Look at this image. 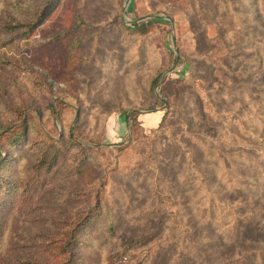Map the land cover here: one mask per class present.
I'll return each instance as SVG.
<instances>
[{"label": "trees", "instance_id": "16d2710c", "mask_svg": "<svg viewBox=\"0 0 264 264\" xmlns=\"http://www.w3.org/2000/svg\"><path fill=\"white\" fill-rule=\"evenodd\" d=\"M199 1L194 2L195 14L207 27L221 25L227 33L239 29L235 25L245 21H251L253 28L264 27V0ZM60 2L0 0V264H157L169 250L172 254L167 264H243L246 256H229L216 263L209 253L198 250L199 243L194 242L193 230L183 217L182 194L177 186L181 176L165 179L163 186L157 181L149 183L152 209L158 214V219L150 223L151 232L137 238L118 232L109 197L113 193L106 192L108 182L90 183L108 164L102 153L103 135L82 134L78 122L71 123L80 104L64 92L54 94L45 76L23 59L28 53L38 55L45 43L60 37L47 41L36 38ZM77 22L78 28L84 26L80 19ZM133 30L136 36L144 37L152 26ZM81 45L82 41L71 39L69 59L81 66L98 63L95 51L92 57H78ZM170 60L178 63L179 55L172 54ZM250 60L264 67V50L255 48ZM149 85L152 89L159 86V93L152 92L150 98L165 104V108L172 107L174 114H182L180 128H184L181 133L187 140L180 142L181 164L197 173L189 194L198 201L196 212L202 224L211 227L212 232L228 233L242 242L263 241L264 231L251 222L252 214L241 213L252 201L231 202L221 199L218 192L224 188L227 192L260 193L264 203V137L253 136L255 145L250 150L225 151L221 146H211L188 134L190 121L183 109V94L189 92L188 87L179 82L166 83L161 73L153 74ZM257 87L264 92V85ZM249 88L253 92V87ZM116 107L127 122L138 117L137 111L129 113L120 105ZM168 116L169 112L162 116L158 128ZM214 116L231 121L227 113ZM253 119L256 120L248 117L235 123L244 130V124ZM132 126L131 139L147 147L149 163L160 172L164 163L159 161L153 141L141 142V129L135 127L132 131ZM219 130L228 143L247 146L229 127ZM190 143L194 148L187 152L185 144ZM127 149L128 146L116 147L117 161L126 158ZM204 169L212 170L213 176ZM110 171L116 172L117 167ZM114 188L116 191L119 187ZM22 223L30 225V229H23ZM207 238L204 235L200 243L212 248L217 245V241Z\"/></svg>", "mask_w": 264, "mask_h": 264}, {"label": "rangeland", "instance_id": "374dc122", "mask_svg": "<svg viewBox=\"0 0 264 264\" xmlns=\"http://www.w3.org/2000/svg\"><path fill=\"white\" fill-rule=\"evenodd\" d=\"M194 2L61 0L59 7L40 27V35H36L43 41L60 37L45 43L38 55L28 53L23 59L28 66L45 76L54 94L64 92L80 104L71 123L77 121L82 134L103 135L102 153L108 164L100 175L90 179V183L108 182L106 192L113 193L108 196L113 202L119 233L137 238L151 232L150 223L158 219V214L152 209L154 203L149 197V183L157 181V185L160 183L163 186L165 179L181 176L185 181L182 183L183 179H177V186L182 194L183 217L193 230L194 242L199 243L198 250L209 253L216 263L229 256H246L243 264H264V240L259 243L242 242L227 236L228 233L212 232L211 227L202 224L196 212L198 201L195 195L189 194L192 184L195 187L193 182L198 178L197 173L181 164L180 142L187 140L181 133L184 128H180L179 116L182 114H179L180 111L174 114L172 107L165 108V104L150 98L152 92L159 93V86L152 89L149 79L153 74L161 73V79L166 83L179 82L189 88V92L183 94V109L190 121L189 135L211 146H221L225 151L253 149V136L264 137V92L257 87L264 85V67H258L250 60L255 48L264 50V27L253 28L251 21L235 25L240 28L230 33L221 25L218 28L207 27L208 24L196 17ZM79 19L84 24L81 28H78ZM146 26H152L146 36L133 34V29ZM73 37L82 41L78 57H92L95 51L98 63L81 66L71 57L69 59V45ZM172 54L179 55L178 63L171 62ZM217 85L224 88L219 89ZM70 100L66 98V101L75 104ZM117 105L129 113L137 111L136 120L127 122ZM166 112L169 116L158 128ZM215 113H227L231 121L218 119ZM222 117L225 118V115ZM248 117H255L256 120L245 123L244 130L236 125V121ZM131 124L132 131L135 127L141 129V142L153 141L159 161L164 163V167L159 168L160 172H156V167L149 163L147 147L131 139L134 135L130 130ZM221 127H229L244 139L247 146L228 143L219 130ZM118 145L128 146V154L117 161ZM185 147L189 152L194 144H185ZM197 153L201 152L197 150ZM115 166L117 171H110ZM204 170L209 175L214 174L212 170ZM199 173H202L201 168ZM114 185L119 187L116 191ZM218 194L221 199L231 202L251 200L252 204L242 209L241 213L252 214L251 222L264 231L263 195L227 192L224 188ZM22 224L23 229H30V225ZM204 235L217 241V245L212 248L201 244ZM94 248L100 249L97 245ZM169 252L167 257L162 255L157 264H167L172 254Z\"/></svg>", "mask_w": 264, "mask_h": 264}]
</instances>
